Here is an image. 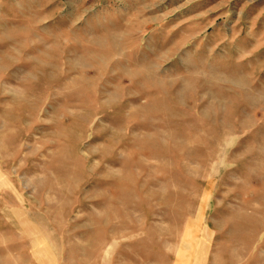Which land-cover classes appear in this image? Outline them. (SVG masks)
Segmentation results:
<instances>
[{
    "label": "rangeland",
    "instance_id": "obj_1",
    "mask_svg": "<svg viewBox=\"0 0 264 264\" xmlns=\"http://www.w3.org/2000/svg\"><path fill=\"white\" fill-rule=\"evenodd\" d=\"M0 264H264V0H0Z\"/></svg>",
    "mask_w": 264,
    "mask_h": 264
}]
</instances>
